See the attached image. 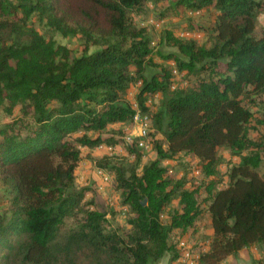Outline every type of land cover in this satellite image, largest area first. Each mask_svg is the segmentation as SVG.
Wrapping results in <instances>:
<instances>
[{"label": "trees", "instance_id": "16d2710c", "mask_svg": "<svg viewBox=\"0 0 264 264\" xmlns=\"http://www.w3.org/2000/svg\"><path fill=\"white\" fill-rule=\"evenodd\" d=\"M150 5L159 21L203 13L166 32L178 53L155 52L153 29L133 19ZM134 82L132 104L123 97ZM263 95L264 0H0V264L178 262L172 236L194 239L204 220L199 264L264 246V140L251 135ZM138 110L145 136L133 134ZM84 158L121 192L128 231L85 202ZM182 159L193 161V188L168 175ZM68 219L78 227L60 238Z\"/></svg>", "mask_w": 264, "mask_h": 264}, {"label": "rangeland", "instance_id": "374dc122", "mask_svg": "<svg viewBox=\"0 0 264 264\" xmlns=\"http://www.w3.org/2000/svg\"><path fill=\"white\" fill-rule=\"evenodd\" d=\"M160 6L157 5V8ZM156 8L154 5L149 6L148 13L145 16H138L133 15V19L135 22L140 26H148L150 29H153L154 34V41L155 45V52L158 53V51H161L164 55L170 54V53H178V50L174 47L169 46L166 43H163L162 40L166 36L167 31L174 30L176 33H180L181 30L178 28L186 26L187 23L185 21L190 19H197L202 15L203 13L197 14L195 12H188L187 10L184 11L183 17L181 15H171L161 21L157 20L155 14L153 13V10ZM157 24L160 26L157 28ZM154 27V28H153ZM63 42L73 51L74 55H81L84 52V47L80 44L81 42L78 41L77 38H67L63 39ZM154 60L156 63L161 65L163 61L159 59L157 55H154ZM170 67V64H168ZM160 68L159 66L151 67L148 69L147 75H150L152 72L158 71ZM174 84L177 88H180L181 86H185V82L183 79H175ZM140 85L139 82H134L132 84L131 88L128 91V94L123 97L124 100H128L130 103L135 102L136 94L139 91ZM159 98V97H158ZM157 98V99H158ZM256 101V98H254ZM156 101V98L153 99L152 106L154 102ZM258 103L264 102V95L262 97L257 98ZM255 106V105H253ZM260 107V106H258ZM261 108V107H260ZM259 118L261 117V121H264V116L262 113L257 115ZM252 126L254 127L251 131V135L254 138L257 139H263L264 140V124L257 123V121H254L252 123ZM134 135H138L140 133V129L136 126L134 128ZM127 148V147H126ZM87 153H90L89 155L95 159H99L102 157V155L97 153V150L94 151H88L84 149V155H87ZM221 154L229 158V154L226 150H222ZM123 157L121 159L127 160V162H133L134 156L130 155L128 151H125L123 153ZM152 157L151 151L144 152V160L149 159ZM182 159L181 161H183ZM190 159L184 160V163H181V161H176L173 163L172 167L169 172V176L171 178H181L185 174V180L187 181V185L191 188H193L197 183V178L192 174V170L194 167L193 161ZM85 170H79L78 171V185L79 187L88 188L89 192L86 198V203H90V201H93L95 203V207L100 209L103 212H106L107 218H108V227L114 228L115 226L120 225L125 231L129 230L128 220H129V208L127 206L123 205V196L120 191H117L115 189L114 181L111 183H103L96 177L95 173V167L91 165V163L87 159H83V162L80 166V168ZM141 171V167L138 170ZM178 206L177 200L174 201V203L170 206L168 210H166L165 214H169L170 210L176 209ZM112 212H115V217L112 216ZM205 223V226H203V232L200 236L192 239L190 236L182 237L180 234L173 235L175 242H181L184 241L188 247H190V250L192 254L199 258L200 254L205 252L208 246L209 236H210V229L206 224V221H203V224ZM78 227L77 221L75 219H68L66 221V225L62 231V236L60 238H63V236L68 233L69 231L76 229ZM179 245V244H178ZM181 254V253H180ZM167 258L161 259L159 262H151L150 264H172L169 260L170 255H165ZM164 256V257H165ZM168 259V260H167ZM171 259V258H170ZM197 264L198 260L196 261ZM173 264H183L181 262H174ZM223 264H264V246H252L249 248L244 249L243 251L239 252L236 256L228 258Z\"/></svg>", "mask_w": 264, "mask_h": 264}, {"label": "built area", "instance_id": "2783aa9c", "mask_svg": "<svg viewBox=\"0 0 264 264\" xmlns=\"http://www.w3.org/2000/svg\"><path fill=\"white\" fill-rule=\"evenodd\" d=\"M197 14H199V13H197ZM156 26L158 28L160 25L157 24ZM180 36L181 37H190V36H194V35H191L190 33H182V34H180ZM153 45H155V43H153ZM173 65L174 64H172V66ZM174 74L177 75V72L174 71ZM149 103L151 104V102H149ZM135 108H137L136 105H135ZM134 123H135V127L137 126L138 129H140V133L138 135H134V136H145L147 134V131H148V124L146 122V117L142 116V114L139 110L137 111V114L134 117ZM131 139L132 138L129 137L127 139V141L130 142ZM140 146L148 149V146L145 145L143 142L140 144ZM99 149H102V147H100ZM109 150L112 151L111 149H109ZM97 175L101 177V180L103 183L110 182V177L103 170L98 169ZM179 248L182 249V258L180 259L179 262H181L183 264H197L196 261L199 258L192 254L190 247H188L184 241H181L179 243Z\"/></svg>", "mask_w": 264, "mask_h": 264}, {"label": "crops", "instance_id": "0c3cea01", "mask_svg": "<svg viewBox=\"0 0 264 264\" xmlns=\"http://www.w3.org/2000/svg\"><path fill=\"white\" fill-rule=\"evenodd\" d=\"M83 169V167L82 168H80L79 170H82ZM83 170H85V169H83ZM164 258H167V256H165ZM168 260V259H167ZM169 260H171L170 259V257H169ZM171 262V261H170ZM179 262V261H178ZM172 264L174 263V262H171Z\"/></svg>", "mask_w": 264, "mask_h": 264}, {"label": "water", "instance_id": "95a60500", "mask_svg": "<svg viewBox=\"0 0 264 264\" xmlns=\"http://www.w3.org/2000/svg\"><path fill=\"white\" fill-rule=\"evenodd\" d=\"M145 204H146V201L143 202V205H145Z\"/></svg>", "mask_w": 264, "mask_h": 264}]
</instances>
